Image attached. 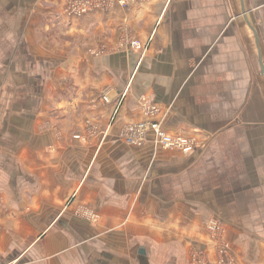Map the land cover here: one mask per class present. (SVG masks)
Returning a JSON list of instances; mask_svg holds the SVG:
<instances>
[{
  "label": "crops",
  "instance_id": "obj_1",
  "mask_svg": "<svg viewBox=\"0 0 264 264\" xmlns=\"http://www.w3.org/2000/svg\"><path fill=\"white\" fill-rule=\"evenodd\" d=\"M65 5L0 0V264H264V0Z\"/></svg>",
  "mask_w": 264,
  "mask_h": 264
},
{
  "label": "built area",
  "instance_id": "obj_2",
  "mask_svg": "<svg viewBox=\"0 0 264 264\" xmlns=\"http://www.w3.org/2000/svg\"><path fill=\"white\" fill-rule=\"evenodd\" d=\"M143 0H66L65 14L68 17L82 18L84 15L96 13L99 11L106 12L115 4L121 7H130L131 4H138ZM136 42L133 43L135 45ZM124 96V95H123ZM106 101H109L108 95L104 96ZM146 120L127 124L124 130V140L131 146H143L148 141H154L162 149L191 152L197 148L198 139L185 136L181 133H168L156 119L159 109L154 105L146 106ZM95 221L100 219L95 217ZM209 230L214 233L216 244L220 246L219 250L224 259L220 260V264H225L227 261L229 246L223 241L220 242V237L224 232L221 223L218 220H212L209 225ZM196 264H205L204 261L198 259Z\"/></svg>",
  "mask_w": 264,
  "mask_h": 264
},
{
  "label": "water",
  "instance_id": "obj_3",
  "mask_svg": "<svg viewBox=\"0 0 264 264\" xmlns=\"http://www.w3.org/2000/svg\"><path fill=\"white\" fill-rule=\"evenodd\" d=\"M261 69H262V74L264 75V64L262 63V60H261Z\"/></svg>",
  "mask_w": 264,
  "mask_h": 264
}]
</instances>
